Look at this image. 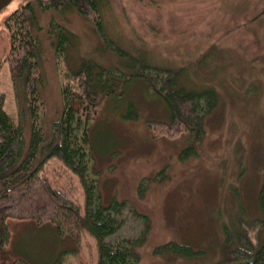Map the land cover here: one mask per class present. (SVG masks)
I'll use <instances>...</instances> for the list:
<instances>
[{"label":"rangeland","instance_id":"obj_1","mask_svg":"<svg viewBox=\"0 0 264 264\" xmlns=\"http://www.w3.org/2000/svg\"><path fill=\"white\" fill-rule=\"evenodd\" d=\"M25 1L11 0L0 10V93L26 141L30 120L27 113L20 115L17 105L4 24ZM37 18L44 56L41 123L47 133L62 108V84L47 33L51 19L74 34L67 50L72 68L90 58L130 71L142 59L180 68L186 88L215 90L217 105L204 115L198 136L186 124H168L164 101L150 94L143 81L133 80L122 95L106 97L91 127L90 173L84 183L95 182V188L55 162H49L47 172L82 213L89 200V209L95 202H125L124 224L104 242L136 240L135 264L220 262L224 227L248 226L260 214L256 200L264 181V0H107L101 11L104 29L127 58L104 49L92 23L72 8L37 9ZM131 103L136 112L128 117ZM7 222V256L34 264L99 262L100 240L88 227L61 236L49 223L21 218ZM247 228L254 235V229ZM172 243L188 245L194 253L176 252Z\"/></svg>","mask_w":264,"mask_h":264},{"label":"trees","instance_id":"obj_2","mask_svg":"<svg viewBox=\"0 0 264 264\" xmlns=\"http://www.w3.org/2000/svg\"><path fill=\"white\" fill-rule=\"evenodd\" d=\"M106 1L27 0L4 20L10 35L6 58L17 105L20 115L28 114L31 132L25 141L20 124L5 110L4 95L0 93V264H34L23 257L7 256L6 246L11 238L8 218L49 223L61 236H73L88 227L100 240L98 264H135L138 260L136 240L122 238L118 242H104V238L113 236L124 224L125 202L113 201L106 206L95 202L89 209V200L82 213L68 192L52 184L47 165L55 162L56 166L67 168L80 182L94 189L95 182L84 183V175L90 173L87 143L91 127L106 97L122 95L133 80L143 81L150 94L164 101L169 111L168 124H186L198 136L202 134L204 115L217 105L213 88H186L181 82L180 68L159 67L141 59L135 61V70L122 71L90 58L80 59L78 66L72 68L68 65L67 50L73 44L74 34L51 19L47 33L62 84V108L47 133L41 123L45 108L40 93L44 82V56L37 9H74L92 23L104 49L127 58L104 29L101 11ZM129 108L127 116L133 117L136 109L132 103ZM256 205L260 214L247 223L254 229V235L244 224L224 227L220 247L223 258L217 264H264V236L261 234L264 231V181L259 187ZM142 217L148 225L147 216ZM171 247L176 252L194 253L188 245L172 243ZM47 264L61 263L54 260Z\"/></svg>","mask_w":264,"mask_h":264},{"label":"water","instance_id":"obj_3","mask_svg":"<svg viewBox=\"0 0 264 264\" xmlns=\"http://www.w3.org/2000/svg\"><path fill=\"white\" fill-rule=\"evenodd\" d=\"M11 0H0V10L5 7Z\"/></svg>","mask_w":264,"mask_h":264}]
</instances>
